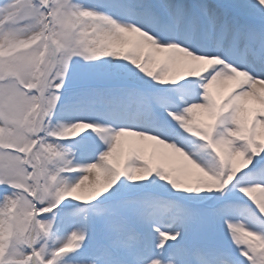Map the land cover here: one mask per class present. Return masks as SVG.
<instances>
[{"label": "snow or ice", "instance_id": "6c2138e0", "mask_svg": "<svg viewBox=\"0 0 264 264\" xmlns=\"http://www.w3.org/2000/svg\"><path fill=\"white\" fill-rule=\"evenodd\" d=\"M0 264H264V0H0Z\"/></svg>", "mask_w": 264, "mask_h": 264}]
</instances>
